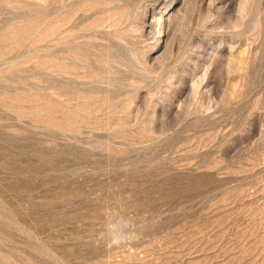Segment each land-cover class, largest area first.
Here are the masks:
<instances>
[{"label":"rangeland","instance_id":"rangeland-1","mask_svg":"<svg viewBox=\"0 0 264 264\" xmlns=\"http://www.w3.org/2000/svg\"><path fill=\"white\" fill-rule=\"evenodd\" d=\"M0 264H264V0H0Z\"/></svg>","mask_w":264,"mask_h":264}]
</instances>
